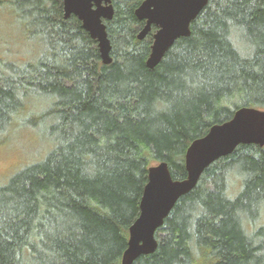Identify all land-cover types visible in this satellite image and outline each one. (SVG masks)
Here are the masks:
<instances>
[{"label":"trees","instance_id":"trees-1","mask_svg":"<svg viewBox=\"0 0 264 264\" xmlns=\"http://www.w3.org/2000/svg\"><path fill=\"white\" fill-rule=\"evenodd\" d=\"M141 1L111 0L105 65L62 0H0V30L37 47L21 59L0 37V144L18 127L52 144L0 186V264H120L148 168L166 161L184 178L191 141L238 107L264 109V0H208L151 69L156 27L137 38ZM263 211L264 145L240 144L133 264H264Z\"/></svg>","mask_w":264,"mask_h":264},{"label":"water","instance_id":"water-1","mask_svg":"<svg viewBox=\"0 0 264 264\" xmlns=\"http://www.w3.org/2000/svg\"><path fill=\"white\" fill-rule=\"evenodd\" d=\"M208 0H142L135 8L137 19L144 25L137 38L152 35L148 68H154L168 48L180 37L190 34V23L207 5ZM63 17L75 16L89 36L96 40L102 64H110L111 44L106 22L114 16L111 0H62ZM240 144L264 145V109L242 106L230 119L215 123L207 132L191 141L184 154L186 176L174 179L166 161L148 168L147 182L139 202V213L128 227L127 246L120 264H133L141 255L153 253L158 247L157 230L176 202L198 183L203 171L220 157L231 154Z\"/></svg>","mask_w":264,"mask_h":264},{"label":"rangeland","instance_id":"rangeland-1","mask_svg":"<svg viewBox=\"0 0 264 264\" xmlns=\"http://www.w3.org/2000/svg\"><path fill=\"white\" fill-rule=\"evenodd\" d=\"M10 31L8 35H5V32L0 30V37L9 39L10 47L14 46V41L16 43L14 47L17 50L15 52L10 51L9 55L18 52L16 57L21 59L29 57L25 56L27 54L34 56L37 49L35 44L32 41H24L20 29ZM7 45L8 41L6 43L0 42V55L7 54L5 52ZM51 148L52 144H48L45 138L33 128L18 127L14 129L8 138L0 144V186L6 184L14 174L29 164L42 160ZM262 215L264 221V211ZM160 236L162 235L159 234L158 237Z\"/></svg>","mask_w":264,"mask_h":264}]
</instances>
